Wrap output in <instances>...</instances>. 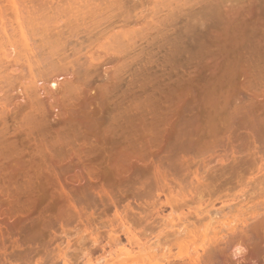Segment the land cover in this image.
Segmentation results:
<instances>
[{"label": "rangeland", "instance_id": "1", "mask_svg": "<svg viewBox=\"0 0 264 264\" xmlns=\"http://www.w3.org/2000/svg\"><path fill=\"white\" fill-rule=\"evenodd\" d=\"M161 2L129 45L100 39L71 57L73 41L70 58L46 71L0 59V212L4 201L16 206L0 222L11 264H191L194 249L199 264H264V165L251 160L248 131L264 118V0ZM169 187L203 194L174 209V222L195 234L210 218L233 224H214L202 249L198 234L169 246L157 233L163 207L134 225L139 245L110 239L116 211L143 215ZM199 208L210 212L201 222Z\"/></svg>", "mask_w": 264, "mask_h": 264}, {"label": "bare ground", "instance_id": "2", "mask_svg": "<svg viewBox=\"0 0 264 264\" xmlns=\"http://www.w3.org/2000/svg\"><path fill=\"white\" fill-rule=\"evenodd\" d=\"M159 1H162L161 3L166 5V0H136L130 4H127L129 2L125 3L126 1L124 0H0V59L21 58L30 68L35 66L40 71L42 69L46 71L47 66L55 69L70 58V55L66 53L73 41L79 44V47L72 48L71 57L80 54L83 48H91L90 46L93 43L95 44L96 41H100V39H103L104 42L100 46L97 45L98 47L116 48L122 44L129 45L132 40V34L136 31L134 26L140 25L145 28V26L149 27L151 23L153 24V21L156 22V14L153 17L152 11H155L154 5H158ZM170 1L173 2L175 0H168V7L173 5ZM146 3L147 6L151 5L149 7L151 9L144 7ZM159 11L156 12L159 13ZM167 12L169 11L167 10ZM168 16H172L171 13ZM152 24L149 28L153 27ZM89 59L90 61L95 60L91 54H89ZM40 65H43L42 69ZM252 125L248 127V131L252 134L250 135L249 133V135L253 137V139L250 137L252 141L249 145L250 147L248 146L250 148L249 151H251V160L255 162L256 158L254 156L258 155L259 165L263 166L264 158L259 156V153L261 152V148L264 147V118H261L256 124ZM181 138H183L180 139L181 143H187L184 140L187 138L185 130H182ZM232 159L234 160L233 157ZM122 163H124V160L119 159L116 161V166L120 167L123 165ZM217 163L222 164L223 160L220 158L217 160ZM161 178L164 185L168 186L165 178ZM193 178L196 187L203 186L205 182L204 178L198 176L197 173L194 174ZM158 182L159 179L157 180L155 177L154 183L157 185ZM175 182L180 186L181 182L177 180ZM149 183L151 182L148 181L147 185H150ZM192 184L190 183V185ZM169 190L170 187L167 189V195L163 194L165 197L164 201L158 205H153L143 215H132L130 218L126 215L122 216L116 211L115 216L119 220L121 229L118 233L111 234L110 239L113 242H118L120 235H122L128 245H139L138 235L141 231L134 225L151 214L158 215L162 212V208L166 207L170 209V213L167 216H162V220L166 226L162 231H157V233L164 235L165 241L169 246L177 245L181 247L183 245L188 246V243L194 244L196 242L195 235L198 232L195 234L194 230H189L187 225L184 224L186 220H182L180 217L174 222L172 212L176 208L180 209L182 206H187L188 203L200 204L203 194L190 190L184 191L180 195H172V192ZM163 192L161 191V193ZM159 193L157 197H159ZM196 194H198L197 198L194 197ZM110 199L113 203L115 202L112 196H110ZM4 202L7 203V208L3 207L4 209L6 208V211H16V206L14 207L8 201ZM3 208V211L1 210L0 213L5 214ZM195 213L201 222L208 217L207 215L210 212L206 208H199ZM204 213L206 216L202 217ZM232 219L224 217L221 220H215L211 224L212 219L210 218L207 222L203 223V228H200L203 231L199 230V234L197 235H200L199 238L202 240H199V242L203 243L199 247L202 249L203 245L213 240L216 236H211L216 230L214 224L230 227L234 222ZM182 226L184 227L180 229ZM8 227L9 225L0 222V256L2 255V259H4L0 264H11L10 260L4 258V240L10 235ZM143 228L144 226L141 227V230ZM164 230H168L167 233L163 232ZM16 247L19 248L20 245L17 244ZM179 255L177 254V257H180ZM186 255L191 264H199L200 256L197 249H194L193 255ZM39 261L41 259L36 260L34 264H41L42 261ZM61 264L75 263L74 261L64 259Z\"/></svg>", "mask_w": 264, "mask_h": 264}]
</instances>
